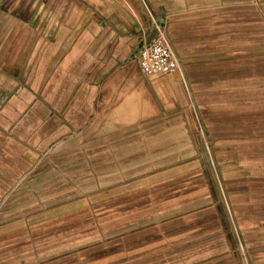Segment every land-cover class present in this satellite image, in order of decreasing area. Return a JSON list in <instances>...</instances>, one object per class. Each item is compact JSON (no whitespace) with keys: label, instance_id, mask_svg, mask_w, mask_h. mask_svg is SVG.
I'll return each mask as SVG.
<instances>
[{"label":"crops","instance_id":"0c3cea01","mask_svg":"<svg viewBox=\"0 0 264 264\" xmlns=\"http://www.w3.org/2000/svg\"><path fill=\"white\" fill-rule=\"evenodd\" d=\"M263 1L0 0V264H34L52 215L119 199L128 219L95 232L143 263L232 264L239 232L264 264ZM159 32L179 67L151 79Z\"/></svg>","mask_w":264,"mask_h":264},{"label":"rangeland","instance_id":"374dc122","mask_svg":"<svg viewBox=\"0 0 264 264\" xmlns=\"http://www.w3.org/2000/svg\"><path fill=\"white\" fill-rule=\"evenodd\" d=\"M260 8H262V12L264 13V1L260 5ZM159 33L157 36H165L164 32ZM188 126L192 127V133L195 137L197 159L207 160L212 164L214 153L210 147V139L202 121L198 122L195 120L192 126L189 124ZM214 165L216 166V164ZM97 202L99 205L95 210H89L92 207V202L91 200H86L83 201L84 205L75 212L77 214L68 216L52 215L48 223L45 225L41 223L38 227L36 226L33 244L35 251L34 264H152L148 260L147 263H143L142 260L144 259L139 256V252L142 251L139 248L133 249L132 253L134 254H131V256L128 254L129 250H124L122 232L118 231L112 234L110 232H100L99 235L96 234V225L101 230L108 220V224L110 225L112 223H121L125 219H128V217H123L122 213H120L121 210L117 208L121 207L123 200H115L108 205L105 200ZM112 203L113 207L109 209H115L114 217L107 216V206L110 207ZM92 208H95V205ZM113 218L114 221L110 222ZM45 227L47 230L44 229ZM232 235L233 245L227 249L225 257L232 264H252L241 234L234 232ZM109 240L113 241L114 244L112 242L109 243ZM28 250H31L30 247L28 249L24 247L18 251L21 253ZM147 259L150 260V257L148 256Z\"/></svg>","mask_w":264,"mask_h":264},{"label":"built area","instance_id":"2783aa9c","mask_svg":"<svg viewBox=\"0 0 264 264\" xmlns=\"http://www.w3.org/2000/svg\"><path fill=\"white\" fill-rule=\"evenodd\" d=\"M139 59L143 73L149 78L172 75L178 71V58L164 35L146 43L140 51Z\"/></svg>","mask_w":264,"mask_h":264}]
</instances>
